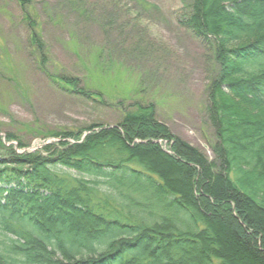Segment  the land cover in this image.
Segmentation results:
<instances>
[{
  "label": "trees",
  "instance_id": "16d2710c",
  "mask_svg": "<svg viewBox=\"0 0 264 264\" xmlns=\"http://www.w3.org/2000/svg\"><path fill=\"white\" fill-rule=\"evenodd\" d=\"M9 1L50 84L121 116L78 131L31 127L44 143L30 153L0 139V264H264V0L183 4L180 23L212 69L204 112L213 159L161 122L154 102L113 103L51 69L34 0ZM58 1L77 20L112 8L105 33L123 31L131 8L136 24L160 13L145 0ZM0 135L29 147L1 125Z\"/></svg>",
  "mask_w": 264,
  "mask_h": 264
},
{
  "label": "rangeland",
  "instance_id": "374dc122",
  "mask_svg": "<svg viewBox=\"0 0 264 264\" xmlns=\"http://www.w3.org/2000/svg\"><path fill=\"white\" fill-rule=\"evenodd\" d=\"M145 1L160 13L136 24L134 10L123 5L126 11L131 8L127 24L121 26L124 31L128 25L127 30L105 33L104 27L113 19L111 7L110 17L77 20L61 12L58 0H34L33 13L38 16L50 68L111 95L113 103L120 97L154 102L161 122L213 159L209 144L213 131L204 112L212 69L209 55L180 23L188 0ZM21 18L14 2L0 0V125L29 147L18 149L17 143H8L3 135L1 143L13 145L19 154L30 153L44 143L42 137L30 135L31 127L78 131L93 124L115 125L120 108L67 95L41 74Z\"/></svg>",
  "mask_w": 264,
  "mask_h": 264
}]
</instances>
